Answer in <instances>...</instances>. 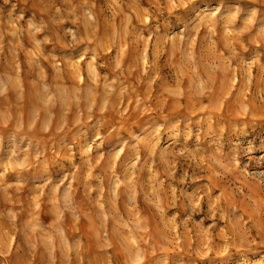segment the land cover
<instances>
[{
	"label": "rangeland",
	"instance_id": "374dc122",
	"mask_svg": "<svg viewBox=\"0 0 264 264\" xmlns=\"http://www.w3.org/2000/svg\"><path fill=\"white\" fill-rule=\"evenodd\" d=\"M48 2L0 0V87L8 89L0 96V124L37 106L43 84L56 91L82 80V65L63 55L72 46L61 28L50 25L37 37L49 36L39 52L27 36L8 35L16 16H40ZM95 2L99 40L109 43L127 13L140 35L102 50L99 68L88 66L91 79L97 72L118 79V92L103 116L94 113L96 127L86 122L83 133H66L72 146L47 137L49 155L70 160V148L82 151L89 136V147L106 154L152 120L188 117L204 130L170 149L185 155L173 170L177 199L165 200L167 214L146 188L131 196L115 187L112 175L122 163L105 155L60 184H41L37 169L13 182L26 164L0 163V264H138L140 255L146 264H264V179L232 168L213 150L214 136L264 147V0Z\"/></svg>",
	"mask_w": 264,
	"mask_h": 264
},
{
	"label": "clouds",
	"instance_id": "9594fccd",
	"mask_svg": "<svg viewBox=\"0 0 264 264\" xmlns=\"http://www.w3.org/2000/svg\"><path fill=\"white\" fill-rule=\"evenodd\" d=\"M116 2L117 0H112L113 4ZM43 7L44 11L40 16L32 14L26 17L21 12L15 17L8 35L16 41H21L27 36L35 42L39 52V46L47 42L49 36L44 35L43 40L37 37L49 30L50 25L61 28L72 46L71 50L65 51L63 55L72 57L74 63L82 65V80L78 81L75 88L64 86L56 91L47 83L43 84L37 106L7 124H0V163H12L13 166L16 162L26 164V167L19 171V175H16L18 179L13 182L24 183V175L37 169L43 174L41 184H60L77 168L90 162L92 157L105 155V159H110V163L117 167L122 163L119 171H114L112 175L115 187L124 188L131 196L140 195L146 188V194L153 204H160L161 211L167 214L165 200L171 199L175 204L177 199L172 191L175 187L171 183L175 179L173 170L177 159L185 155L183 151L173 152L170 149L172 145L182 144L189 134L196 137L204 130L203 126L191 122L188 117L163 122L152 120L147 126L135 131L134 135L122 137L118 147L106 154L101 151L102 146L89 147L95 144L93 137L89 136L81 144L82 151L70 148V160L51 157L45 142L47 137L54 135L58 144L72 146L73 140L66 133L76 130L83 133L86 122L96 127L98 122L94 113L99 111L103 116L108 110L109 96L118 92V79L106 80L99 72L95 79H91L87 76L88 66L99 68L98 61L102 50L107 47L118 49L121 41L131 40L134 35H140V31L134 23V15L127 13L120 25L113 28L109 43L105 44L98 39L101 19L95 0H60L58 5L49 0ZM183 31L184 29H180V32ZM3 38L4 34L0 33V41ZM144 39L149 37L144 36ZM19 46L23 47V44ZM2 47L0 44V49ZM188 53L192 57L191 66L194 68L196 53L191 48ZM185 62L189 63L187 60ZM2 84L3 81H0V85ZM7 91V88L0 87V96L5 95ZM89 116L93 119L88 120ZM233 133L242 132L234 129ZM213 141V150H219L229 166L244 171L249 177L259 176L264 179V147L258 148L251 141L246 145L239 140L225 143L222 137L215 136ZM257 152L260 154L257 155ZM53 165H56L55 173L52 170ZM158 165L162 166L163 174ZM146 261L143 255L138 256V264H146Z\"/></svg>",
	"mask_w": 264,
	"mask_h": 264
}]
</instances>
